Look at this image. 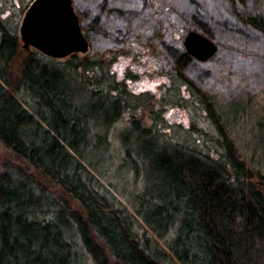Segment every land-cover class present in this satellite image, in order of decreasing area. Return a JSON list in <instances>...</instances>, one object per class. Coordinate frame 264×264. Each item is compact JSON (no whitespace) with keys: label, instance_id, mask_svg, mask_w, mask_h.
Instances as JSON below:
<instances>
[{"label":"trees","instance_id":"trees-1","mask_svg":"<svg viewBox=\"0 0 264 264\" xmlns=\"http://www.w3.org/2000/svg\"><path fill=\"white\" fill-rule=\"evenodd\" d=\"M240 19L264 32L261 15ZM195 30L210 37L202 25ZM79 55L46 61L52 57L22 48L0 18V264H264V171L246 165L221 126L211 152L165 149L155 146L153 127L127 114L164 190L140 195L134 212L109 202L87 152L103 144V128L125 122L124 106L120 93L110 98L118 82L92 84L90 71L102 65ZM191 59L184 52L177 69ZM72 72L88 83L96 114L78 103L84 88L72 84Z\"/></svg>","mask_w":264,"mask_h":264},{"label":"rangeland","instance_id":"rangeland-1","mask_svg":"<svg viewBox=\"0 0 264 264\" xmlns=\"http://www.w3.org/2000/svg\"><path fill=\"white\" fill-rule=\"evenodd\" d=\"M31 1L0 0V18L18 36ZM72 2L91 42L89 57L102 65L90 71L91 83L111 88L108 83L118 82L119 92H111L110 98L120 93L124 106L121 119L125 122L103 128L105 141L87 152L93 181L112 205L121 201L134 212L140 195L164 190L158 163L148 162L146 155L152 152L136 142L129 113L140 119L142 127H153L155 146L165 149L211 152L219 147L216 139L221 126L238 144L246 165L256 161L264 171V32L240 19L264 18V0L233 4L227 0ZM198 25L209 31L210 37L204 35L218 50L209 60L192 58L178 70L175 61L185 52L183 38ZM72 76V84L84 88L77 94L78 103L96 114L97 99L89 100L83 86L88 83L78 73ZM154 208L150 199L151 219L162 227L164 216L153 217ZM80 260H88L83 251Z\"/></svg>","mask_w":264,"mask_h":264},{"label":"water","instance_id":"water-1","mask_svg":"<svg viewBox=\"0 0 264 264\" xmlns=\"http://www.w3.org/2000/svg\"><path fill=\"white\" fill-rule=\"evenodd\" d=\"M22 48H34L53 58L84 54L91 48L72 0H32L19 27ZM185 52L198 61L212 58L218 48L204 34L189 30L183 38Z\"/></svg>","mask_w":264,"mask_h":264}]
</instances>
